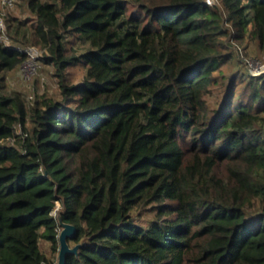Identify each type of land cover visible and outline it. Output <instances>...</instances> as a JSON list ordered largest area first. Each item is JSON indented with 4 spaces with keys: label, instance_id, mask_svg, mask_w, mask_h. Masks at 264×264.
<instances>
[{
    "label": "trees",
    "instance_id": "obj_1",
    "mask_svg": "<svg viewBox=\"0 0 264 264\" xmlns=\"http://www.w3.org/2000/svg\"><path fill=\"white\" fill-rule=\"evenodd\" d=\"M215 1L21 0L25 18L4 15L0 264H56L57 199L81 244L65 264H264V73L226 72L230 46L264 56V0ZM31 44L60 97L7 88Z\"/></svg>",
    "mask_w": 264,
    "mask_h": 264
},
{
    "label": "rangeland",
    "instance_id": "obj_2",
    "mask_svg": "<svg viewBox=\"0 0 264 264\" xmlns=\"http://www.w3.org/2000/svg\"><path fill=\"white\" fill-rule=\"evenodd\" d=\"M17 15L21 18H25L27 16L26 11L24 10L23 5L21 4V0H10V3L4 0H0V18H3L4 21V15ZM226 25V24H225ZM226 26L229 27L227 24ZM119 33L126 32V31H132L135 29V23L130 22L128 20H123V24L121 25V28H117ZM225 38V37H223ZM226 39V38H225ZM4 41L8 43V38L6 39L4 37ZM25 48H34L38 51V53L41 55V48H39L37 45L33 46L27 45ZM231 51L233 52V57L237 59L238 65H236L234 62H232L231 67H227L226 72L232 73V71L238 70L239 68L246 69L249 73V69H252V65H249L246 62H243L242 55L246 57L253 56L251 55H245L244 49L241 47V51L238 50L240 48L236 46H230ZM248 51L250 48H246ZM37 58V66L35 68V71L30 73L27 77H23L20 73V67L12 70L9 72L6 76V85L8 89L20 91L23 96H25L26 103H32L36 98L41 99L43 95L45 96H52L55 98L60 97V93L58 91V82L56 77L53 74V68L50 66V64L43 63L40 58L41 56ZM255 57V56H253ZM264 57V56H263ZM261 58V60L263 59ZM257 58V57H256ZM242 59V60H241ZM260 59V58H258ZM254 64V63H253ZM72 69H75V67H71ZM76 76L72 78V80H78L79 74L75 73ZM39 247L41 250H43L47 256H50L49 254V246L48 242L44 240L43 238L39 239ZM45 264V263H44Z\"/></svg>",
    "mask_w": 264,
    "mask_h": 264
},
{
    "label": "built area",
    "instance_id": "obj_3",
    "mask_svg": "<svg viewBox=\"0 0 264 264\" xmlns=\"http://www.w3.org/2000/svg\"><path fill=\"white\" fill-rule=\"evenodd\" d=\"M4 1H7L8 3H10V0H4ZM207 3L209 5H211L213 3H216V1L215 0H207ZM4 28H5L4 21H3V18L1 17L0 18L1 35H4ZM238 50H240V49H238ZM25 51L27 52L28 56L20 65V73L23 77H27L30 73L35 71V68L37 66V58L40 55L38 53V51L34 48H25ZM241 55H242L241 57L243 59V62H246L249 65H252V69H249L251 75H258V74L264 73V57L261 60V59H258L256 57H253V56L246 57L243 54H241ZM60 210H61V202L59 199H57L55 201V204H54L52 210H51V213L54 216L58 217V215L60 214ZM59 230H58V232H59Z\"/></svg>",
    "mask_w": 264,
    "mask_h": 264
},
{
    "label": "water",
    "instance_id": "obj_4",
    "mask_svg": "<svg viewBox=\"0 0 264 264\" xmlns=\"http://www.w3.org/2000/svg\"><path fill=\"white\" fill-rule=\"evenodd\" d=\"M58 222L60 225V230L57 233V240H58V251H57V260L56 264H65L66 263V253L73 252L77 253L78 248L80 247V243L70 245L68 243V239L73 237L75 234L76 228L73 224L64 222L60 214L58 215ZM44 264V263H42Z\"/></svg>",
    "mask_w": 264,
    "mask_h": 264
}]
</instances>
